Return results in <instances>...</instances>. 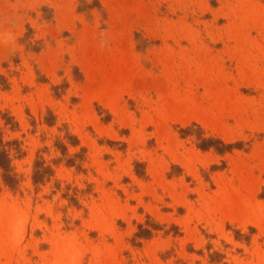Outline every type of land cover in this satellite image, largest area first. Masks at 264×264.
<instances>
[{
    "label": "rangeland",
    "instance_id": "rangeland-1",
    "mask_svg": "<svg viewBox=\"0 0 264 264\" xmlns=\"http://www.w3.org/2000/svg\"><path fill=\"white\" fill-rule=\"evenodd\" d=\"M0 149V264H264V0H0Z\"/></svg>",
    "mask_w": 264,
    "mask_h": 264
},
{
    "label": "trees",
    "instance_id": "trees-1",
    "mask_svg": "<svg viewBox=\"0 0 264 264\" xmlns=\"http://www.w3.org/2000/svg\"><path fill=\"white\" fill-rule=\"evenodd\" d=\"M0 168L3 170V177L10 179L8 176V171L10 170V157L8 152L4 149H0Z\"/></svg>",
    "mask_w": 264,
    "mask_h": 264
},
{
    "label": "bare ground",
    "instance_id": "bare-ground-1",
    "mask_svg": "<svg viewBox=\"0 0 264 264\" xmlns=\"http://www.w3.org/2000/svg\"><path fill=\"white\" fill-rule=\"evenodd\" d=\"M206 161V160H205Z\"/></svg>",
    "mask_w": 264,
    "mask_h": 264
}]
</instances>
